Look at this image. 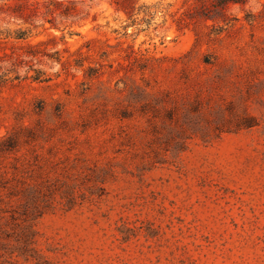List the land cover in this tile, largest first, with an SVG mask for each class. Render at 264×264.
I'll use <instances>...</instances> for the list:
<instances>
[{
  "label": "rangeland",
  "instance_id": "obj_1",
  "mask_svg": "<svg viewBox=\"0 0 264 264\" xmlns=\"http://www.w3.org/2000/svg\"><path fill=\"white\" fill-rule=\"evenodd\" d=\"M0 0V264H264V0Z\"/></svg>",
  "mask_w": 264,
  "mask_h": 264
},
{
  "label": "trees",
  "instance_id": "obj_2",
  "mask_svg": "<svg viewBox=\"0 0 264 264\" xmlns=\"http://www.w3.org/2000/svg\"><path fill=\"white\" fill-rule=\"evenodd\" d=\"M242 2H243V0H219L218 1V6H221L222 8H225L230 3L241 4Z\"/></svg>",
  "mask_w": 264,
  "mask_h": 264
}]
</instances>
